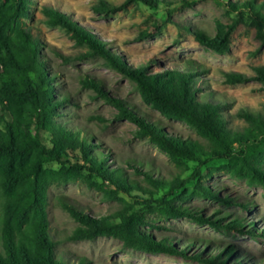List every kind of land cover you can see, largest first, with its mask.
<instances>
[{"label":"rangeland","instance_id":"374dc122","mask_svg":"<svg viewBox=\"0 0 264 264\" xmlns=\"http://www.w3.org/2000/svg\"><path fill=\"white\" fill-rule=\"evenodd\" d=\"M100 1L33 0L31 18L25 19L27 27L42 41V54L56 77V96H67L69 100L59 109L56 119L90 133L101 144L98 150L111 154V164L121 166L129 178L144 186L149 185L138 169L166 179L180 175L186 180L181 189L161 190L157 201L145 203L135 197H147L139 193L121 196L132 205L133 211L143 216L144 230L156 238L167 237L178 248H188V252L187 255L148 252L108 236L69 240L79 222L60 205L58 196H66L77 207L96 216L115 213L123 205L120 200H105L101 191L88 182L102 180L83 170L82 177L53 184L48 191L47 211L57 254L68 264H79L82 259L87 264H210L194 259L192 254L198 251L214 254L230 246L235 252L229 262L239 256L240 264H264V185L250 179L246 171L239 173L237 166H232L227 159H214L200 167V180L220 197L204 196L196 189L198 178L193 176L197 162L185 161V167H180L147 137H138L137 124L120 119L115 104L84 81L91 78L99 81L111 97L124 100L139 115L158 123L171 135L192 138L202 144L207 141L185 122L168 119L146 104L136 84L125 74L109 66L104 58L88 55V48L79 45L70 32L50 26L42 7L49 5L66 12L132 65H151L154 71L162 68L187 71L191 70L190 62L203 69L202 97H215L225 104L229 125L239 131L248 126L241 114L243 111L264 113V88L260 81L253 79L238 84L225 81V72L254 75V67L264 65V42L257 35L252 19H241L230 33L229 50L219 53L201 43L194 31L202 30L214 36L220 24L230 29L238 14L229 8V0H165L158 9L142 3H127V0H106L115 6H124L109 13L95 8ZM145 31L154 35L136 38ZM3 116L0 110V118ZM260 153H254L258 157L254 161L264 166V153ZM45 168L59 170L61 166L50 162ZM225 196L234 201L226 203L221 198ZM165 198L207 215L226 216L222 218L224 222L237 218L245 223V228L238 230L221 225L217 229L189 217H168L164 211Z\"/></svg>","mask_w":264,"mask_h":264},{"label":"trees","instance_id":"16d2710c","mask_svg":"<svg viewBox=\"0 0 264 264\" xmlns=\"http://www.w3.org/2000/svg\"><path fill=\"white\" fill-rule=\"evenodd\" d=\"M164 1L127 0V3H142L158 9ZM32 3L33 0H0V110L4 113L0 118V264H68L57 254L51 234L48 191L53 184L82 177L83 170L102 180L101 183L91 179L88 182L101 191L105 200H120L123 205L115 213L96 216L77 207L66 196H58L60 205L79 222L69 240L108 236L139 250L187 255L188 248L182 250L167 237L156 238L144 230L143 216L133 211L132 205L121 196L139 193L147 197H135L145 203L152 199L157 201L161 190L181 189L186 180L180 175L166 179L155 176L152 171L138 169L149 185L144 186L129 178L121 166L111 164V154L98 150L101 144L95 142L90 133L56 119L59 109L69 100L67 96H56V77L42 54V41L25 23V19L31 18ZM228 6L238 14L230 29L220 24L214 36L196 30V38L217 52L226 53L231 31L242 18L250 17L264 42V2L229 0ZM122 7L101 0L95 8L109 13ZM42 11L50 26L70 32L79 45L88 48V55L104 58L109 66L133 81L146 104L168 119L185 122L207 141L202 144L192 138L171 135L158 123L139 115L124 100L111 97L99 81L93 78L84 81L115 104L120 119L137 124L138 137H147L180 167H185V161L197 162L193 176L198 178L196 189L204 196L220 197L200 180V167L214 159H227L232 166H237L239 173L246 171L250 179L264 185V166L254 161L258 158L254 153H264L262 111H243L241 114L248 126L242 131L233 129L225 113V104L215 97H202L203 69L190 62L191 70L187 71L176 68L154 71L151 65H132L66 12L49 5H44ZM152 35L145 31L136 38ZM254 70V75L225 72V81L238 84L255 79L264 88V65H256ZM50 162H58L61 168H45ZM221 198L226 203L234 201L230 196ZM163 203L168 217H189L217 229L221 225L238 230L245 228V223L237 218L224 222L222 218L226 216L207 215L166 198ZM234 252L229 246L214 254L198 251L192 257L210 264H240L239 256L229 262ZM79 264L87 263L82 259Z\"/></svg>","mask_w":264,"mask_h":264}]
</instances>
